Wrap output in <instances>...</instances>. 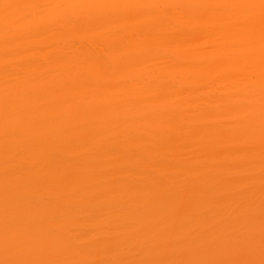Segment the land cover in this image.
Wrapping results in <instances>:
<instances>
[{
  "label": "bare ground",
  "instance_id": "obj_1",
  "mask_svg": "<svg viewBox=\"0 0 264 264\" xmlns=\"http://www.w3.org/2000/svg\"><path fill=\"white\" fill-rule=\"evenodd\" d=\"M0 264H264V0H0Z\"/></svg>",
  "mask_w": 264,
  "mask_h": 264
}]
</instances>
